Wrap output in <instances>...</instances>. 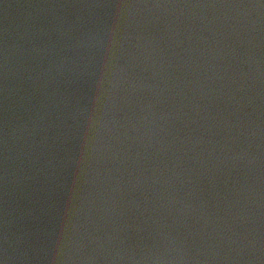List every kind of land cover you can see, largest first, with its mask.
<instances>
[{"label":"water","instance_id":"water-1","mask_svg":"<svg viewBox=\"0 0 264 264\" xmlns=\"http://www.w3.org/2000/svg\"><path fill=\"white\" fill-rule=\"evenodd\" d=\"M0 264H264V0H0Z\"/></svg>","mask_w":264,"mask_h":264}]
</instances>
